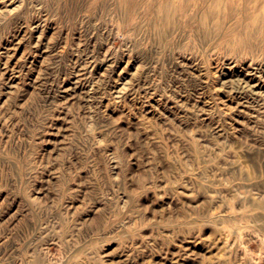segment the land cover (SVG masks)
<instances>
[{"label": "rangeland", "instance_id": "obj_1", "mask_svg": "<svg viewBox=\"0 0 264 264\" xmlns=\"http://www.w3.org/2000/svg\"><path fill=\"white\" fill-rule=\"evenodd\" d=\"M156 5L0 0V264H264V54Z\"/></svg>", "mask_w": 264, "mask_h": 264}, {"label": "bare ground", "instance_id": "obj_2", "mask_svg": "<svg viewBox=\"0 0 264 264\" xmlns=\"http://www.w3.org/2000/svg\"><path fill=\"white\" fill-rule=\"evenodd\" d=\"M154 1L157 5L153 11L161 22L189 28V37L199 43L225 40V46L233 51L253 56L259 50L264 54V0ZM181 13L188 19L180 22Z\"/></svg>", "mask_w": 264, "mask_h": 264}]
</instances>
